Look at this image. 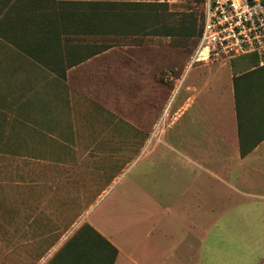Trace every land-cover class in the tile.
I'll list each match as a JSON object with an SVG mask.
<instances>
[{
    "label": "rangeland",
    "instance_id": "obj_1",
    "mask_svg": "<svg viewBox=\"0 0 264 264\" xmlns=\"http://www.w3.org/2000/svg\"><path fill=\"white\" fill-rule=\"evenodd\" d=\"M35 1L50 16L66 7L67 40L99 52L61 77L0 40V264H47L88 216L105 229V217L144 209L155 179L139 126L169 115L170 65L190 58L204 14L195 0H109L108 33L84 36L83 10L56 1L86 0ZM146 65L162 80L144 95Z\"/></svg>",
    "mask_w": 264,
    "mask_h": 264
},
{
    "label": "crops",
    "instance_id": "obj_2",
    "mask_svg": "<svg viewBox=\"0 0 264 264\" xmlns=\"http://www.w3.org/2000/svg\"><path fill=\"white\" fill-rule=\"evenodd\" d=\"M4 14L0 6V25ZM1 39L52 70L0 31ZM243 56L190 67L188 58L184 66L171 63L169 115L160 127L161 113L148 120L137 135L144 174L154 172L155 179L153 190L144 188V209L105 217V229L88 216L47 264H264V194L258 192L264 188V139L242 154L234 78L249 68ZM146 66L153 72L147 76L145 67L139 74L144 95L147 85L162 80L156 67ZM85 223L108 248L80 233Z\"/></svg>",
    "mask_w": 264,
    "mask_h": 264
},
{
    "label": "trees",
    "instance_id": "obj_3",
    "mask_svg": "<svg viewBox=\"0 0 264 264\" xmlns=\"http://www.w3.org/2000/svg\"><path fill=\"white\" fill-rule=\"evenodd\" d=\"M195 1L203 2L204 0ZM56 2L62 3L63 6L73 4L83 10L88 20L76 26L79 31H84V36L106 35L108 31L105 29V19L111 12L112 5L117 4L116 1L109 0ZM0 6L5 13L0 25L1 33L61 77H65L67 68L99 52L93 51V48L88 47L87 44H82L86 46L82 50L80 43L75 46L67 40L66 24L56 23L57 16L58 19H63L66 7H63L61 13L50 16L44 13L43 6L35 0H0ZM200 32L201 28L198 36ZM84 51L91 52L83 53ZM244 55L250 62L249 68L234 78L242 154L249 152L264 139V65L260 64L257 54ZM84 232L88 233L87 240L95 237L94 239L103 242V247L108 248L105 239L101 238V235L87 223L80 228V233ZM78 235L77 233L66 247H69ZM92 248L95 251V246ZM62 252L65 253L64 250ZM96 260V257L95 259L92 257L91 263H95ZM67 261L70 262L68 258Z\"/></svg>",
    "mask_w": 264,
    "mask_h": 264
},
{
    "label": "built area",
    "instance_id": "obj_4",
    "mask_svg": "<svg viewBox=\"0 0 264 264\" xmlns=\"http://www.w3.org/2000/svg\"><path fill=\"white\" fill-rule=\"evenodd\" d=\"M198 42L188 67L255 53L264 63V0H204Z\"/></svg>",
    "mask_w": 264,
    "mask_h": 264
}]
</instances>
